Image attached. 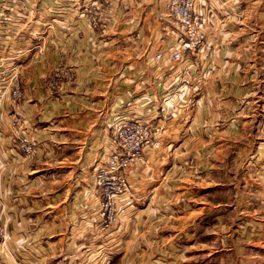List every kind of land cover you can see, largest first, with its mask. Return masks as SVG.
Segmentation results:
<instances>
[{"label": "crops", "instance_id": "0c3cea01", "mask_svg": "<svg viewBox=\"0 0 264 264\" xmlns=\"http://www.w3.org/2000/svg\"><path fill=\"white\" fill-rule=\"evenodd\" d=\"M25 1L0 5V75L14 69L21 88L15 104L8 96L0 104V223L13 236L0 244V264H199L187 253L214 252L207 237L221 213L201 215L186 188L199 191L191 182L213 173L209 149L200 148L217 119L210 106L226 111L233 91L259 87L264 2L196 0L212 50L207 72L203 56L171 61L175 27L164 0H108L107 19L99 0ZM181 77L189 86L171 95ZM128 116L148 122L156 143L144 148L141 170L126 174L125 210L110 240L93 174L111 150L113 124ZM14 127L33 144L30 157ZM231 243L220 241L238 251ZM259 253L264 264V227Z\"/></svg>", "mask_w": 264, "mask_h": 264}, {"label": "rangeland", "instance_id": "374dc122", "mask_svg": "<svg viewBox=\"0 0 264 264\" xmlns=\"http://www.w3.org/2000/svg\"><path fill=\"white\" fill-rule=\"evenodd\" d=\"M107 1H98L103 10L100 12L103 13L101 16L106 19ZM260 1L264 2V0ZM24 2L26 1L18 0L14 7L20 8ZM8 3L7 0L0 1V5L13 8ZM211 53L212 50L209 49V54ZM210 59V57L205 58L207 72L212 67V59ZM8 72L6 77L0 75L7 79V85L0 88V104L7 96L12 104L21 97L20 82L15 70L9 69ZM252 79H255V76ZM249 87L250 89L233 91L231 108H227L226 111L223 107L210 106V115L217 119L213 133L210 132L209 138L200 141V148L209 149V154L205 158L211 164L213 173L205 180L200 177L191 182L195 188L200 189L199 191L186 188V192L191 194L189 198L198 202L200 207L204 206L202 209L196 208L201 215L210 214L211 217L212 210L221 213L218 217L219 223L214 222V229L210 230L215 232L216 238L207 237L209 241L213 239V242L216 239V244L211 245L210 250L214 252L206 255L205 251L197 249L187 253V258H199L201 260L199 264H218V258L223 259L222 262L227 261L228 264H237L236 260L240 256L251 260L249 264H259V256L263 257L259 253V227H264V60L259 59V87ZM224 116L226 120H230L223 123L219 118ZM9 117L17 118V115L12 113ZM223 125H229L228 133H224ZM155 143L154 138L151 145ZM144 162L143 159L139 170ZM125 200L123 199L118 206V217L114 223L105 226L98 220L101 227L109 230L107 237L110 240H112L111 230H117L120 218L123 217L125 209H122V204L123 206L126 204ZM201 201L205 203L201 204ZM5 231L0 223L1 245L13 239V236ZM227 238L232 241L231 245L238 248V251H229V247H221L220 241ZM204 255L206 256L203 257ZM209 258L213 260L209 262Z\"/></svg>", "mask_w": 264, "mask_h": 264}, {"label": "built area", "instance_id": "2783aa9c", "mask_svg": "<svg viewBox=\"0 0 264 264\" xmlns=\"http://www.w3.org/2000/svg\"><path fill=\"white\" fill-rule=\"evenodd\" d=\"M5 2V0H0ZM13 7L18 0H7ZM165 9L173 20L175 33L170 59L180 62L184 54L194 57L209 58V44L203 26L201 12L196 0H164ZM160 54L154 56L159 61ZM175 71V67L170 68ZM190 84L189 79L178 78L172 94H180ZM167 116V115H166ZM165 116V117H166ZM137 116L118 117L111 128L109 152L101 155L102 161L97 165L93 174V187L98 197L97 218L105 226L116 221L118 206L128 192L126 174L129 170L139 167L143 163L144 148L151 145L152 133L148 122L136 119ZM15 126L20 124L14 120ZM13 136L20 151L30 157L35 148L21 132L20 127H14Z\"/></svg>", "mask_w": 264, "mask_h": 264}]
</instances>
